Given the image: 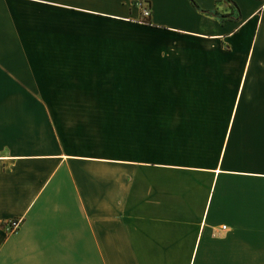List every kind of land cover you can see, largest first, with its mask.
<instances>
[{
  "label": "crops",
  "instance_id": "1",
  "mask_svg": "<svg viewBox=\"0 0 264 264\" xmlns=\"http://www.w3.org/2000/svg\"><path fill=\"white\" fill-rule=\"evenodd\" d=\"M192 2L0 0V264H264V0Z\"/></svg>",
  "mask_w": 264,
  "mask_h": 264
},
{
  "label": "built area",
  "instance_id": "2",
  "mask_svg": "<svg viewBox=\"0 0 264 264\" xmlns=\"http://www.w3.org/2000/svg\"><path fill=\"white\" fill-rule=\"evenodd\" d=\"M142 16L144 18L148 16V10L145 7L142 8ZM6 225L8 230H12L18 225V220H10Z\"/></svg>",
  "mask_w": 264,
  "mask_h": 264
},
{
  "label": "trees",
  "instance_id": "3",
  "mask_svg": "<svg viewBox=\"0 0 264 264\" xmlns=\"http://www.w3.org/2000/svg\"><path fill=\"white\" fill-rule=\"evenodd\" d=\"M189 1L191 2L192 5H194V3L192 2V0H189ZM220 18L222 19V18H224V16H221ZM144 22H147V21H144Z\"/></svg>",
  "mask_w": 264,
  "mask_h": 264
}]
</instances>
